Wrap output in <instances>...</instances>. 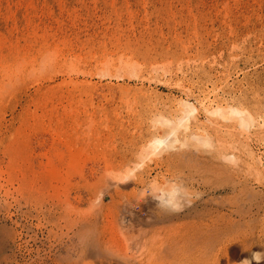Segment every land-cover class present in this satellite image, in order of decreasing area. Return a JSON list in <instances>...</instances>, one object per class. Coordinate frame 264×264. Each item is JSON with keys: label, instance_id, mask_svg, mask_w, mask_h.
<instances>
[{"label": "rangeland", "instance_id": "374dc122", "mask_svg": "<svg viewBox=\"0 0 264 264\" xmlns=\"http://www.w3.org/2000/svg\"><path fill=\"white\" fill-rule=\"evenodd\" d=\"M2 74L12 76L10 86L24 100L14 123L18 133L12 139V159L0 154V264H99L94 252H88V241L97 242L94 235L83 234L81 241L62 220L63 225L60 222L61 227L49 233L44 221L48 215L40 214V208L47 199L59 197L71 211L68 218L79 217L83 209H90L84 197L96 195L108 169L123 172L135 167L136 177L145 166L152 169L163 153H193L197 148L204 157L217 149L264 156V0H0ZM5 76L0 84H5ZM184 100L197 110L187 122L177 124ZM216 107L241 108L252 116V123L245 128L235 115L212 113ZM199 134L209 145L194 137ZM153 137L164 142L156 146ZM262 163L264 167V159ZM254 174L246 178L262 191V201L257 200L258 214L246 220L255 228L261 226L257 234L262 232L264 240V178ZM80 194L84 203L74 198ZM108 200L105 195L102 202ZM244 200L251 202L254 213L255 199L245 194ZM122 227L118 242L98 250L123 256L124 249L135 247ZM132 235H138L136 228Z\"/></svg>", "mask_w": 264, "mask_h": 264}, {"label": "bare ground", "instance_id": "6f19581e", "mask_svg": "<svg viewBox=\"0 0 264 264\" xmlns=\"http://www.w3.org/2000/svg\"><path fill=\"white\" fill-rule=\"evenodd\" d=\"M15 69H17V68H15ZM9 71H12V70H9ZM4 74H5V72H4ZM7 74H9V73H7ZM13 74H15V73H13ZM18 75L20 76V74H18ZM4 76L5 75H3V77ZM9 76L8 75L5 76V78L7 77L6 82H4L5 84H3V83L0 84V154L6 156L7 159L10 161L12 159V154L14 151V144L16 142V140L12 141V139L15 138L14 134L18 133L17 129L14 128V123L16 122V120L20 119V116L22 114V109H23V107H21V104H22V100H24V99H22V96H19V94L16 96V94L19 92H15L17 90H15V88H13V86H10L11 80H10V78H8ZM13 76H15V75H13ZM3 77L0 76V78H3ZM10 77H12V76H10ZM17 77L18 76H16V78ZM20 79H22V78L20 77ZM13 80H14V78L12 79V81ZM20 81H22V80H20ZM17 85H18V83H17ZM25 85L26 84H24V86ZM24 86H22V87H24ZM41 86L42 85H40V87ZM14 87H17V86L14 85ZM21 89H23V88H21ZM36 89H38V88L36 87ZM12 97L14 98V101L12 100ZM181 105L183 106L181 113L182 112L183 113H182V116L177 121V124H180L182 122H187L194 115V113L197 110L192 104L188 103L185 100ZM24 106H25V104H24ZM42 106H43V104H42ZM17 107L20 109L19 113L17 112V109H18ZM26 108L27 107H25V109ZM29 110L31 111V109H29ZM211 112L212 113L213 112H219L221 115H229V113L231 115H235L236 117L239 118L241 125L245 128H247L249 122L252 120V116L249 113L248 114L245 113V110L238 108V107L237 108L236 107L235 108L234 107H216ZM23 113H25V112H23ZM7 114L9 117L7 119H5V116H7ZM22 118L25 119L24 117H22ZM163 120H165L167 123L170 122L169 120H166V119H163ZM212 121L214 122V120H212ZM201 122H198V123L200 124ZM28 123H30V121ZM250 123H252V122H250ZM219 124L221 125V123H219ZM25 125L29 126V124H25ZM137 125H139V124H137ZM208 126H210V125H208ZM213 126H214V123H213ZM140 127H141V125H140ZM183 127L187 128V124L186 123L183 124ZM220 127H223V126H220ZM122 128L123 127H121V129ZM135 128H137V127L135 126L134 129ZM143 129H145V128H143ZM152 129H153V126H152ZM169 129H170V127H169ZM171 129L173 130V128H171ZM216 129H217V127H216ZM223 129H221V130H223ZM138 130H136L137 133H138ZM161 130H163V129H161ZM217 130L214 132L216 133ZM194 131H195V129L192 132H194ZM197 131H198V129H197ZM203 132H205V131H203ZM214 132H212V133H214ZM36 133H37V130H36ZM131 133L133 134V133H135V131H133ZM171 133L173 134V132H171ZM179 133L176 135H178V136L181 135ZM136 134H133V135L135 136ZM189 134L191 135V132ZM20 135H21V133H20ZM149 135L150 134H148V136ZM187 135H188V133H187ZM221 135H226V134H221ZM153 136H154V134H153ZM192 136H194V135H192ZM207 136L208 135L205 133L204 138ZM140 137L141 136H139V138ZM194 137L200 139V134H199V137L197 135H195ZM25 138H26V135H25ZM39 138H41V137H39ZM149 138H150V136H149ZM204 138L203 139L201 138L202 140L200 139L201 140L200 142H203L206 144L208 141H206V139H204ZM153 140H154V137H153ZM162 142H164V139L157 138L153 141V144L158 146ZM216 142H218V141H216ZM17 143H16V146H17ZM148 143H150V142H148ZM191 143H189V144H191ZM197 143H199V142H197ZM18 144H20V143H18ZM205 144H203V145H205ZM211 144H213V143L211 142ZM24 146H25V143H24ZM24 146H23V148H24ZM185 146H187V145H185ZM200 146H202V145L200 144ZM219 147H220V144H219ZM171 148L173 149L174 145ZM41 149H43V148H41ZM198 149L199 148H197V151H195V149H194L195 152H193V153H190L189 151H188L189 153L183 152V151L181 152L180 150H177V151L174 150V152H167L165 154L163 153V155H160L156 160L153 159L155 162L153 164L154 167L152 166L153 167L152 169L155 170V172H154L153 176H151V177H150L151 171H153V170L152 169L148 170L147 166H145L147 170L144 169L136 177H133V174H132L135 167L133 169H131L132 171L128 170V168H127V171H123V172L120 170L115 171V169L114 170L108 169V171L105 170L106 171L105 172V182L103 184L101 183V185H98L97 189L95 187V189L97 190L96 195L84 197V198H86L87 202L89 203L90 209H85V210L83 209V211L79 212V217H76L75 219H72V216L70 219L68 218V213H71V211L69 210L70 212H68V210H66L67 207H65L66 205L64 206V204H66L67 202L65 203L63 200H59L58 199L59 197H54V199L53 198L47 199L45 201L46 203L45 202H43V204L41 203L40 214H42L43 216H44V214L48 215V217H44L45 218L44 221L46 224L48 223V225H49V229L47 228L49 233L53 232L54 228L58 229V226L61 225L60 222L62 223V221H64L63 223L68 224L70 227H72V228L68 227L67 229L70 232L74 230L73 231V232H75L74 234L77 235L78 237L83 235V234H85V235L87 234V236L94 235L96 237V238H94V240L97 242H95V244H94V242L88 241V247L91 248V251L89 250L88 252L89 253L94 252V254L96 255V257H94V258H97L99 264L101 261L104 264L106 262H107V264L108 263H112V264H134L135 262H136L135 264H264V247H263L264 245H262L264 243V240L262 238H260L262 235L261 234L262 232L260 233V236L258 235L259 234L258 232L260 230H262V229H260L261 226H260V224H257L260 227L255 228L250 223H248L246 220L247 217H250L251 215H257L258 214L259 202L262 201V191L259 190L258 187L257 188L252 187L251 183L247 180L246 175H248L250 172H252V174L255 173L254 175H256L258 178L260 176L261 177L263 176V178H264V167H263V163H262L264 156L260 153L262 156L256 157L251 152L250 153L247 152L246 154H244L243 152H242L243 154H235L237 151L234 154L233 153H225V152L223 153V150H222V152H220L221 150L217 149L218 152H217V150H215L214 151L215 153L213 152V154L211 153L209 156L204 157V155L199 153L200 150H198ZM200 149H201V147H200ZM210 149H211V147H210ZM219 149H221V148H219ZM135 150H136V148H135ZM151 150H152V148H151ZM183 150H184V148H183ZM212 150H213V147H212L211 151ZM224 150H226V149H224ZM19 151H20V149H19ZM166 151H168V150H166ZM70 152H72V151L70 150ZM22 153H24V152L22 151ZM158 154H160V153H158ZM28 155H27V157H28ZM131 155H132V153L130 152V156ZM43 157H45V156H43ZM2 159H0V160H2ZM40 159H42V158H40ZM21 160H23V159L21 158ZM69 160L67 163L70 162ZM136 160H139V159H136ZM54 161H56V159H54L53 162ZM131 161H133V159ZM26 162H27V160L25 161V163ZM57 162H58V160H57ZM59 162H60V160H59ZM32 163H33V161H32ZM51 163H52V161H51ZM73 163H74V161L72 162V164ZM131 164H133V163H131ZM137 164H139V163H137ZM36 165H37V163H36ZM125 165H127V164H125ZM134 165H136V164H134ZM18 166H19V164H18ZM137 166H139V165H137ZM137 166H136V168H138ZM25 167H27V166H25ZM38 167H36V168H38ZM111 167H112V165H111ZM58 168H59V166H58ZM14 170H15V168H14ZM50 170H48V172ZM27 171H28V169H27ZM96 171H97V169H96ZM97 174H98V172H97ZM1 176H3V175H1ZM52 176H53V174H52ZM134 176H135V174H134ZM22 177H20V178H22ZM34 177H35V175H34ZM47 177H50V176H47ZM216 177H218L217 180H216ZM27 178H28V176H27ZM220 178H223V180H221ZM12 179H13V177H12ZM42 179H44V178H42ZM18 180H19V178H18ZM50 180L52 181V178ZM48 183H47V186L50 185ZM133 183L135 184V187H132ZM257 184H258V181H257ZM16 186H17V184H16ZM16 186H15V188H16ZM39 186H41V184ZM261 186H263V185H261ZM37 187H35V188H37ZM12 188H13V186H12ZM39 188H38V190H39ZM16 190H13V191L16 192ZM228 192L231 193L230 197H226V196L224 197V195H222V194H225ZM37 193H38V191H37ZM48 193H49V191H48ZM47 194H45V195H47ZM245 194L247 195V198H248V196H250V197H252V199H255L254 200L255 201L254 207L256 208V211L255 212L253 211L254 213H251V202H246L244 200ZM105 195L109 198L107 203L102 202L103 197H105ZM7 196H8V194H7ZM13 196H11V197H13ZM74 198L78 202L83 201L81 194L77 195ZM3 199H5V198H3ZM26 199H27V197H26ZM38 199H40V198H38ZM43 201H44V199H43ZM83 203H84V201H83ZM39 205H40V203H39ZM69 206H71V205H69ZM17 207H18V205H17ZM43 207H45L44 210H43ZM255 208H254V210H255ZM56 210H59V213L56 212ZM36 212H37V209H36ZM16 214H17V212H16ZM24 214H26V212ZM75 214H77V213H75ZM29 215H28V217H29ZM118 215H119V217H118ZM21 217H22V215H21ZM260 219H261V217H260ZM250 220L252 221V219H250ZM34 221H36V220H34ZM30 222H31V220H30ZM99 222L101 224H99ZM253 222H255V219L253 220ZM257 222H258V220H257ZM262 222H264V220ZM63 223H62V225H63ZM252 224H255V223H252ZM26 226H27V224H26ZM122 226L124 227L126 235L128 236L127 241H129L130 238L134 239L133 244H135V247L138 245L137 249L134 247V245H132L134 248L131 246L132 249L129 248L130 249L129 251H128V249H124V250H126V252L123 256L117 255L115 253L112 254L111 252L107 251L108 249L107 250H98L101 246L102 247L105 245L109 246V245H112L113 243L118 242V240H119L118 234L121 232L120 230H121ZM43 227H44V224H43ZM133 228H136V230L138 231V235L136 237L133 235L131 236V232L133 231ZM38 229H39V227H38ZM96 230H98V231H96ZM148 232H151V234L149 233L150 235L146 236V234ZM59 237H60V235H59ZM83 237H79L80 240ZM121 237L123 239L124 235L122 236V234H121ZM61 242H60V244H61ZM54 243H56V242H54ZM125 244H126V246L128 245L127 242H125ZM57 245H59V243ZM67 246H68V244H67ZM50 247H51V245H50ZM121 247H123V246H121ZM141 247H142V249H141ZM54 248H56V246ZM69 248H70V246H69ZM69 248L67 247L68 250H69ZM110 249H111V247H110ZM131 250H135V252H130ZM0 251H1V240H0ZM52 252H53V250H52ZM72 255H73V252H72ZM57 256L59 258V255H57ZM139 257H141V258H139ZM65 258H67V256ZM71 259H72V257L70 258V260ZM73 263L75 264V262H73ZM77 263L79 264V262H77ZM66 264H67V262H66Z\"/></svg>", "mask_w": 264, "mask_h": 264}]
</instances>
